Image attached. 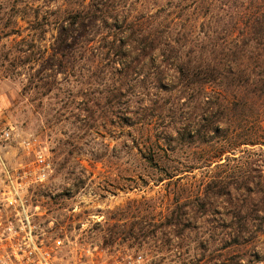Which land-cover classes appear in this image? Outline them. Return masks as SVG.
Returning a JSON list of instances; mask_svg holds the SVG:
<instances>
[{
	"label": "trees",
	"instance_id": "trees-1",
	"mask_svg": "<svg viewBox=\"0 0 264 264\" xmlns=\"http://www.w3.org/2000/svg\"><path fill=\"white\" fill-rule=\"evenodd\" d=\"M112 1L56 16L53 22L35 12L29 20L32 30L46 33L44 29L53 26L58 31L48 47L52 53L35 54L36 45L30 44L5 61L19 75L41 65L43 71L49 67L55 74L71 76L75 47L80 42L92 45L89 53H97L90 64L92 76L99 78L107 69L112 100L128 99L123 123L131 129L163 124L161 136L144 144L149 151L144 159L153 168L161 167L157 150L180 154L196 149L203 155V167L219 170L234 162L244 146L264 147V0H160L167 4L141 16L132 10L117 12L121 4ZM99 20H112L108 32L89 38L88 29ZM47 77L33 75L24 91L45 87ZM253 166L246 161L237 172L211 170L205 182L178 185L189 197L185 203L177 201L168 226L183 227L189 210L194 221L220 210L227 211L229 221L211 228L209 254L188 264H223L224 258L227 264H241L236 249L252 242L248 223L264 212V171ZM184 173L165 169L168 179ZM177 179L180 183L185 178Z\"/></svg>",
	"mask_w": 264,
	"mask_h": 264
},
{
	"label": "rangeland",
	"instance_id": "rangeland-1",
	"mask_svg": "<svg viewBox=\"0 0 264 264\" xmlns=\"http://www.w3.org/2000/svg\"><path fill=\"white\" fill-rule=\"evenodd\" d=\"M112 2L121 4L117 12L132 10L135 16L154 14L167 4L160 0ZM101 4L102 0H0V30L4 28L0 41V159L14 165L23 155L21 143L38 139L54 166L47 186L31 194L41 205L37 211L42 214L39 222L49 225L53 221V227L67 230L72 240L108 249L111 261L124 253L143 256L145 264L200 260L204 253L209 254L206 240L211 238V228L229 224L227 211L200 215L194 221L189 210L180 228L170 227L167 222L177 201L185 203L189 197L178 185L205 182L215 165L203 167V155L189 149L180 154L157 150L161 167H151L144 159L149 154L144 144L155 142V135L161 136L159 126L163 124L153 129H131L123 123L128 99L119 96L112 100L108 90L112 76L107 69L99 78L92 76L90 64L97 55L95 50L89 53L92 45L88 48L80 42L75 47L76 68L71 76L55 74L47 66L43 71L41 65L33 67L29 74L19 75L9 66L30 44L36 45L35 54H46L47 50L52 53L48 47L58 31L53 26L44 29L46 33L32 30L29 20L35 12L53 22L56 16L84 8L93 10ZM111 23L112 20H99L88 29L89 38L95 33H107ZM15 30H20V35L13 34ZM7 57L10 61H5ZM43 74L49 75L45 87L24 91L27 80ZM134 112L141 113L136 109ZM7 131L12 133L8 144L2 138ZM240 151L243 153L238 151L234 162H225L227 166L213 172L230 174L246 161L264 171V147L244 146ZM195 166L198 169L193 171ZM169 167L186 170L179 176L185 179L180 183L176 182L179 177L168 179L165 169ZM238 192L245 193L242 189ZM246 215L245 211L242 216ZM253 219L248 223L252 242L236 249L239 253L235 258L241 259V264L264 263V212ZM224 259L223 264H227Z\"/></svg>",
	"mask_w": 264,
	"mask_h": 264
},
{
	"label": "built area",
	"instance_id": "built-area-1",
	"mask_svg": "<svg viewBox=\"0 0 264 264\" xmlns=\"http://www.w3.org/2000/svg\"><path fill=\"white\" fill-rule=\"evenodd\" d=\"M2 138L8 144L12 133ZM20 147L23 155L14 165L0 159V264H145L143 256L129 253L111 261L108 249L72 240L53 221L42 225L41 205L31 194L50 182L53 162L36 138Z\"/></svg>",
	"mask_w": 264,
	"mask_h": 264
}]
</instances>
